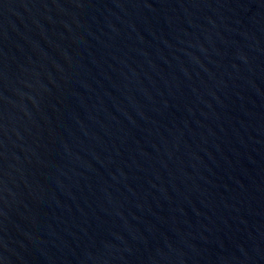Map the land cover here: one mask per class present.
Masks as SVG:
<instances>
[{
    "label": "water",
    "instance_id": "water-1",
    "mask_svg": "<svg viewBox=\"0 0 264 264\" xmlns=\"http://www.w3.org/2000/svg\"><path fill=\"white\" fill-rule=\"evenodd\" d=\"M0 264H264V0H0Z\"/></svg>",
    "mask_w": 264,
    "mask_h": 264
}]
</instances>
